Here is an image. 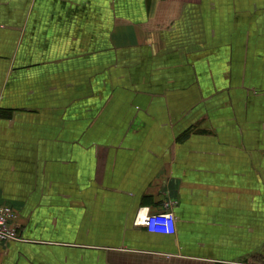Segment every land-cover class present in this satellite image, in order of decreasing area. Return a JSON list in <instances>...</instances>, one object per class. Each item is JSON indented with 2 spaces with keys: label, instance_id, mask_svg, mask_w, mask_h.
Instances as JSON below:
<instances>
[{
  "label": "crops",
  "instance_id": "obj_1",
  "mask_svg": "<svg viewBox=\"0 0 264 264\" xmlns=\"http://www.w3.org/2000/svg\"><path fill=\"white\" fill-rule=\"evenodd\" d=\"M0 203V264H264V0H0Z\"/></svg>",
  "mask_w": 264,
  "mask_h": 264
},
{
  "label": "built area",
  "instance_id": "obj_2",
  "mask_svg": "<svg viewBox=\"0 0 264 264\" xmlns=\"http://www.w3.org/2000/svg\"><path fill=\"white\" fill-rule=\"evenodd\" d=\"M165 211L161 213H143L139 211L136 225L144 226L150 233L172 235L175 228V217L168 204L164 205ZM14 213L9 206L0 203V242L22 241L14 224Z\"/></svg>",
  "mask_w": 264,
  "mask_h": 264
},
{
  "label": "rangeland",
  "instance_id": "obj_3",
  "mask_svg": "<svg viewBox=\"0 0 264 264\" xmlns=\"http://www.w3.org/2000/svg\"><path fill=\"white\" fill-rule=\"evenodd\" d=\"M12 209V208H11ZM12 211H13V213H14V217L16 216V213H15V211L12 209Z\"/></svg>",
  "mask_w": 264,
  "mask_h": 264
}]
</instances>
